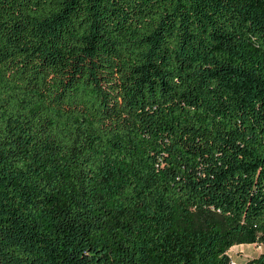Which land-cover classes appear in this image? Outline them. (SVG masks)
<instances>
[{
	"label": "trees",
	"instance_id": "obj_1",
	"mask_svg": "<svg viewBox=\"0 0 264 264\" xmlns=\"http://www.w3.org/2000/svg\"><path fill=\"white\" fill-rule=\"evenodd\" d=\"M107 70L172 201L120 172L118 143L86 110ZM41 77L53 80L51 102L79 109L49 121L45 146L23 104ZM0 154V264H92L70 261L64 216L22 213L36 191L82 212L70 221L87 247L98 192L128 228L109 244L116 264H227L195 216L264 240V0H0Z\"/></svg>",
	"mask_w": 264,
	"mask_h": 264
},
{
	"label": "rangeland",
	"instance_id": "obj_2",
	"mask_svg": "<svg viewBox=\"0 0 264 264\" xmlns=\"http://www.w3.org/2000/svg\"><path fill=\"white\" fill-rule=\"evenodd\" d=\"M107 72L97 83V86L93 88V94L87 103L86 110L92 116L95 125L118 143L122 156L120 172H124L136 185L148 190L156 199H163L167 202L172 201V196L158 187L154 177V168L149 157L146 156L144 150L138 144L131 117L127 116L124 109L121 108L119 73H111V70H107ZM53 90V80L46 77L28 80L24 87V113L32 123L37 142L44 146L46 141L42 136V130L49 121H54L57 114L72 117L79 110L78 107L61 100H55V103L51 102ZM0 156L3 157L4 154H0ZM15 158L11 155L7 157V160L13 163L18 171L26 170L25 160L21 158L20 163L15 164ZM21 175L22 173H18V176ZM35 193L36 199L21 201L22 213L30 209L41 221L47 223L46 215L48 211H51L55 217L61 218L64 216L57 221L63 223L61 235L68 238L69 246L67 250L71 262L116 264L114 258H112L109 244L127 231L128 228L121 225L118 217L108 211L98 192H93L90 195L87 207L89 211L92 210L90 215L95 217L99 237L88 247L87 234L77 230L79 225L73 227L70 221L73 212L77 214L82 212L76 211L72 206L70 207L63 196L58 197L56 201L50 199L46 201L45 197L41 196L40 191ZM195 224L203 233L216 236V243L220 244L219 249L221 250L219 259L226 261L227 264H246L249 261L264 257V240L259 234L248 231L242 225L229 228L214 213L196 215Z\"/></svg>",
	"mask_w": 264,
	"mask_h": 264
},
{
	"label": "built area",
	"instance_id": "obj_3",
	"mask_svg": "<svg viewBox=\"0 0 264 264\" xmlns=\"http://www.w3.org/2000/svg\"><path fill=\"white\" fill-rule=\"evenodd\" d=\"M231 264H235V263H231Z\"/></svg>",
	"mask_w": 264,
	"mask_h": 264
}]
</instances>
